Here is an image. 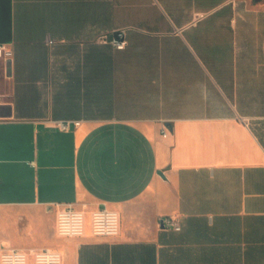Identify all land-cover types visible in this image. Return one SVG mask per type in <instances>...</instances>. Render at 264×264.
I'll list each match as a JSON object with an SVG mask.
<instances>
[{
  "label": "crops",
  "instance_id": "1",
  "mask_svg": "<svg viewBox=\"0 0 264 264\" xmlns=\"http://www.w3.org/2000/svg\"><path fill=\"white\" fill-rule=\"evenodd\" d=\"M0 43V254L264 264V0H0ZM67 204L84 235H58Z\"/></svg>",
  "mask_w": 264,
  "mask_h": 264
},
{
  "label": "built area",
  "instance_id": "2",
  "mask_svg": "<svg viewBox=\"0 0 264 264\" xmlns=\"http://www.w3.org/2000/svg\"><path fill=\"white\" fill-rule=\"evenodd\" d=\"M101 43H111L117 49H124L128 43L125 30H119L111 38L102 35L98 38ZM12 48L0 43V75L3 69L7 70L8 62L13 57ZM2 94H0V98ZM79 120H54V125L61 130H70L78 126ZM168 130L164 127L162 134L166 136ZM160 226L181 229L178 216H165L159 221ZM86 229V214L72 204L61 207L57 213V233L62 237H79ZM92 231L96 236L115 237L121 232V217L118 211L106 206L92 212ZM34 264H64L60 251L52 248H43L33 253ZM0 264H30L29 254L18 248H6L0 254Z\"/></svg>",
  "mask_w": 264,
  "mask_h": 264
}]
</instances>
